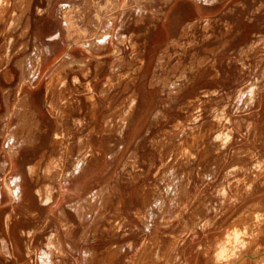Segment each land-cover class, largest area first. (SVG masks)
<instances>
[{
	"label": "rangeland",
	"instance_id": "rangeland-1",
	"mask_svg": "<svg viewBox=\"0 0 264 264\" xmlns=\"http://www.w3.org/2000/svg\"><path fill=\"white\" fill-rule=\"evenodd\" d=\"M85 1L88 2L86 3ZM212 1L213 7H210L212 8L213 13L211 10V13L209 12L207 14H213V25L209 30V33H212V37L205 43V46L208 48L213 47V54H210L209 52L207 53V50L203 47H199L198 49L192 51L188 50L187 53H184L183 55L178 54L181 52L180 48H169L167 55L164 56V59L165 61L167 60V62L164 65L163 70H158L159 74L162 76L164 75L163 77L168 76V85L163 91L162 87L159 85H155L150 88L151 84L149 83L152 81L151 76L155 68V62L163 45L166 44L170 37H175L177 35V30H179L182 22L185 23L196 18L197 15L194 12L190 11V13L188 12L186 15H183L181 18L182 22L180 21L181 25L180 22L177 23L178 25L175 26L176 29L169 28L171 29L169 32L163 30L161 37L154 42L153 39H150V36L154 32L163 28L161 11L165 8L167 3H162V0H135L134 4L131 5L132 7L129 6L125 9L121 8L118 9L117 12V9L115 8L119 5V3L115 4L112 0H96V2L93 1V3H90L91 0H52L50 8L42 14L37 11L38 9H46V0H12V5H10L11 8L5 16L6 20L0 23V29L5 31V36L8 40H10L6 43L5 37L3 35L1 36L0 52L5 46H9L10 51L19 46L21 40L17 36V31L10 32V22L20 9L25 10L27 8L28 3L30 4V8L27 11V16L30 20L31 29L30 34L27 37L26 49L23 48L19 53L9 58L8 68L12 70L14 74L13 80L8 83L3 81L2 72H0V88L3 87L10 90L9 104L10 106L13 105L11 106L12 109L14 108L13 103L16 102V97H20L30 89L37 92L36 95L38 96V105L40 106V110L44 111L39 112L43 122L47 124L49 128V135L45 140V144L50 142L45 148L48 149L47 151L49 153L52 150L50 145L53 137L54 121L52 115L48 112L46 105V73L48 68L56 62L58 58L60 59L63 56L68 49L66 46H68L71 38L79 41V43H77V47L80 50L77 53H74L75 56H78L77 58L87 57V59H92L94 58L92 54L95 56L98 55L97 57L102 59L104 64L97 76L95 75L96 72L94 70L95 62L91 64V72L87 76L77 73V66L72 65V69L69 70L70 72L68 71L69 76L67 75L66 77V81L69 83L71 88L70 93H67L66 95L67 97H72L73 103L71 102L65 104L66 101L63 100L65 102H59L58 105L63 106L65 104L68 112L71 110V112H69L70 116L78 119V125L77 123L74 124L72 122V117L71 119L69 117V120L66 121L69 126V134L72 135L75 148L74 154L66 166L68 169H66V175L68 178L66 179L65 186L61 189L63 194H66L67 192L69 196L66 195V199L61 202L58 208H55L53 205L54 201H56L59 196L57 192V184L50 181L52 179V174H50L47 178L43 177L45 179H42V165H40L37 176H34V179H30L26 173L25 165L32 163L31 161L35 160V157H37L40 153L42 146L38 145V147H35V151H32L30 156L26 158L22 167H19L17 164L12 168V170L11 168H7L5 171L0 169V187L3 186L2 181L4 177H7L8 179L10 177H14L17 183L23 181L22 178L24 177V181L27 182L28 185V193L26 196L29 201L23 204V209L36 213V217H30V219H28L23 214L24 210L17 207L20 201H16V204H11L8 197H4L2 199V203L0 204V238L7 237L1 223L8 211L15 206V208H17L16 212L19 213L22 218L19 222H16L13 231V236L17 241L19 250H16L14 255L7 258L2 257L0 254V264H40L38 253L42 248H47L46 239H48L47 237L51 235L50 233L58 232V230L64 244L71 245V249L67 247L68 254L65 255V258L63 257L65 259V264H104L102 259L104 256L109 254V251L107 250L108 247H115L120 253L119 259L115 261V263L111 264H141L142 259L139 257L141 252H146L144 263L142 264H164L165 262H163L162 258L165 257V249H163L162 246L165 247V245L168 244L169 234L174 233L179 235L181 240H184V242L182 241L183 243L180 245V250H182L189 239L184 238V236H186V231H182L181 225L182 222H187L192 225V213L194 212H197L195 218L199 224L197 225V231L201 234L198 239L199 243L193 250L194 256H198L199 259L195 261V264H238V259H241L243 256L246 264H262L261 262L264 264V194L262 196V193H264V176L262 175H264V173H260L262 171L264 172V7L255 11L257 6L264 3V0ZM138 2L139 4L141 2L142 3L139 5L137 4ZM189 2L192 3V0H189ZM85 3L87 5H85ZM20 5L23 7L18 8L17 6ZM98 7L101 8V11ZM76 8L78 11L74 10ZM84 8H90L91 13L93 15L96 14V17L99 20L96 23L97 32L94 35L90 33L92 32L91 25L79 18H76L79 12L84 10ZM73 10L77 13L75 17L72 14ZM0 11H2L1 8ZM69 11L71 12L69 13ZM139 13H142L144 23L134 21L137 18L135 15ZM71 14L72 16H70ZM64 16H67L68 19ZM120 19L123 20L120 21ZM7 21L10 24H8L5 28ZM107 21L109 22L107 23ZM66 23L69 24V27L64 25ZM106 23V28H108L106 33L108 32L107 34L109 36V42L106 45L107 47L100 51H92V53L85 51L80 45V42L87 43L91 38H98L100 34H104ZM101 24L104 27H102ZM228 24L233 27H231L229 31L227 29ZM59 29L62 31H60V33L63 40L61 37V40H57L58 45L50 44L51 40H49V38L55 35ZM131 33L138 34L137 37L135 36L133 38V41L136 42L139 50L142 49L141 51L143 53L146 52L145 56L148 68L147 75L145 77H138L140 73L138 70H135L137 67L136 65H127V63L131 61V42L128 40L124 44H120L117 41V37H119V35H129ZM192 34V37H196L198 40L200 38L199 42L201 41V43H203V36L205 33L200 26L195 27L192 30ZM37 38H41L45 41L42 43ZM188 39L189 37L183 39L182 41L186 42ZM2 44L4 47L1 46ZM249 44H254L253 46L255 47L251 52L246 53L240 60L242 48H246ZM38 45L41 47L42 51H44L42 54V62L39 67L41 74L37 80H34V87L31 88L27 86L21 94H18L16 84L21 71L19 66L16 64H21V67L25 65L23 66L24 68L28 67V65L34 61L33 49ZM113 45H119L120 48L122 47V50L119 52L117 57L120 56L121 58H124L127 66L124 64L119 69L120 71L118 73L121 75L124 74L123 76L125 77L121 79L120 83L116 85L115 88H112L105 99L99 94V89L106 75L110 73L108 68L109 61L111 62L114 58H112V56L105 57L106 55L104 54L112 51ZM52 46L53 48H51ZM63 51L64 53H62ZM195 51L199 56H209L208 62L198 71L196 79L192 80L191 78L190 81L189 78L190 76L193 77V72H188V81L186 83L184 81L181 82V84L185 83L184 92L179 94L176 99L167 101V88L170 87L172 82L177 81L176 75L179 72L177 70L173 72L171 67L174 63L178 62H181V65L189 63L192 53ZM174 52L177 53L175 54ZM44 56H46V58ZM74 76H78V81L74 82ZM136 77L137 79H134L133 82L132 79ZM189 81L190 83H188ZM136 83L149 87H147L149 90L148 97L150 98L148 100V104L153 105V108L149 111V113L144 114L145 122L142 125L141 130L138 132V135L132 141H130L131 139L129 140V132L125 133L124 136H118V138H107V136L99 137V133L104 125L102 119H116L118 117L119 112L121 111L119 106L123 108L122 106H124L123 103L126 99L125 97L129 95V91H132V89L135 88L134 86H136ZM132 85L133 88L131 87ZM90 86H93L96 89V101L100 103L96 119H90L91 113L89 102L85 100V91L87 87ZM122 86H125L124 92ZM126 87L127 89L125 90ZM250 87L254 88V95L250 94ZM144 91L145 89L142 90V92ZM16 93L20 96H16ZM66 95L62 97V99L65 98ZM196 96H198V98L195 100L194 97ZM248 96L251 97L248 98ZM240 97H242V99ZM0 100V113H3L5 110L4 96L1 91ZM196 109H199V111ZM159 110L163 112L162 116L156 118V120H151L154 116H156L155 112ZM195 114L196 116H194ZM33 116L34 115L31 114V119L27 123H31L34 118ZM141 117L142 107L137 104L136 116L131 125L132 128L138 123ZM219 117H221L220 121H218ZM188 120H191L192 124H201L203 122L204 124L202 125L203 127L202 130L200 129V132H204L207 137L201 140L200 144L196 146V148L198 147V150L196 148L194 149V158L192 156L191 160L188 163L186 162V165L182 160L183 164L180 166H184L180 167L176 165V163H173L172 165L170 162H174V159H176V152L168 154L171 149L169 148V145H164V155H162L163 158H160L159 152L155 146L152 145V142H159L161 138L162 141L170 139L175 135V129L178 125L186 126L189 123ZM17 121L18 120L13 117L9 128L11 129L13 125L18 123ZM23 121L26 120L24 119ZM79 123L81 124L79 125ZM228 133L229 136L227 135ZM167 134H170L171 137ZM220 134L226 135L228 138L222 135V137L217 140L215 137L217 135L220 136ZM80 137L83 139L90 137V140L94 144H98L97 142H100L101 140H104L105 142L102 150H100L101 154L98 155V158L96 159L94 157L92 163H90L93 167L86 163L88 169L84 167V169H86V172L84 173L79 168L75 172L72 164V160L76 158L77 140ZM3 144L4 137L0 135V162L4 160ZM131 152H134L137 155V160L135 157L129 156L131 155ZM166 154H168L169 157H167ZM47 155L49 154H46L44 159L49 158ZM57 157L58 156L56 155V158ZM184 157L185 156H183V159ZM95 161L99 167L96 168L101 179L99 177H91L92 175H97V173L96 175L93 173L96 166ZM15 162H17V160H15ZM105 162L107 163L105 164ZM175 162H177V160ZM134 164H136V166H134ZM257 170L259 172H257ZM20 174L22 178L20 177ZM254 174L258 175L254 176ZM130 177H135L136 180L130 181ZM249 178H257V180H259L252 185L250 195L248 196V193L246 191L244 192L243 186H245V184L247 185ZM237 179L240 181L245 179L243 182L241 181L242 184L246 182L243 184V188L241 190V194L244 197V201L242 202L239 200L237 201V198H235L236 194L234 195V193L230 190L231 181L233 182L234 180L236 182ZM49 183L50 185H48V187L51 186L49 187L51 200L48 201V203H45L46 205L39 204L38 195L35 192L37 186L39 187ZM106 183L110 186L111 190H113V186H116V188L120 190L118 197L112 196L109 203L102 207L103 209L96 208L99 206L98 201V203L95 202L92 204L90 206L91 208L88 206L91 210L87 208L85 213L81 216V219L77 218L73 212L67 210V222L65 221L63 224H59L56 215L59 214V209L62 210L67 208L68 205H65L66 202L80 198L83 199L89 195L90 192H95L99 189V187H101V185L103 186ZM77 187H80L78 192L75 191L78 190L76 189ZM20 190L21 189H19V191ZM143 195H145V199ZM229 197H232L233 200L231 198L229 199ZM118 201H121L122 203L120 205V209L116 210L115 207L117 205L119 206ZM27 205H30V207ZM205 205L207 206V209H205ZM225 207H230V209L226 210ZM2 208L4 210H2ZM50 211H53L54 214ZM97 213L99 214L97 215ZM49 214H51L53 218H51L48 227L42 235L36 238L33 245L34 251L31 255H28L25 252L24 234H26L28 230L37 227L43 218ZM82 217H85V219H83L86 220L87 223L82 219ZM119 217L125 218L124 226L113 233V224L119 219ZM205 221H212L211 224L208 225V230L205 232L207 237L202 236L203 233L200 229V225L204 224ZM235 221L238 222L237 224L239 226L241 224L242 225L238 227L237 224H235ZM66 223L72 224L73 227L68 234H65L63 230H61L64 226H67ZM235 227L240 229L239 242L235 244H226V241L224 240L217 242L216 233L224 228L225 231H228L229 229V231H231ZM205 240H207V244L204 243ZM197 250H199V252ZM214 250L215 252H220L219 254L221 255L217 260L214 258ZM156 251L161 253L159 257L162 255V258L160 257L162 261L160 260V262L159 257L157 256L159 253ZM191 264H194V262Z\"/></svg>",
	"mask_w": 264,
	"mask_h": 264
},
{
	"label": "bare ground",
	"instance_id": "bare-ground-1",
	"mask_svg": "<svg viewBox=\"0 0 264 264\" xmlns=\"http://www.w3.org/2000/svg\"><path fill=\"white\" fill-rule=\"evenodd\" d=\"M19 1H21V0H19ZM93 1L96 2V0H91L90 3H93ZM134 1L135 0H112V2L115 3V4L119 3V5L115 8V9H117L116 12L118 11V9H121V8L125 9L126 7H129V6L133 5ZM11 2H12V0H0V5H1L0 8L2 10V11H0V23L4 22L6 20L5 16H6L8 10L11 8V6H10V5H12ZM46 2H47L46 9H44V10L38 9L37 12H40L42 14V13L46 12L48 8H50V5L52 4L51 3L52 0H46ZM86 3H85V5H87ZM162 3H167L166 6H165L166 9L163 8L162 11H161L162 12L161 21H162V24H163V28H161L159 31L154 32L150 36V39H153L154 42L157 41L161 37V35L163 33V30L169 32V30H171L169 28H175V26L178 25L177 23H179L181 21V18L183 17V15H186L188 12L190 13V11L194 12L197 15L195 19H192V20L187 21L185 23H183L181 21L182 25H181V22H180L181 26L179 27V30H177L178 31L177 35L175 37H170L168 39V41L166 42V44L163 45V47L161 48L160 54H159V56H158V58H157V60L155 62V68L153 70V74L151 76V78H152L151 80L152 81L149 84H151L150 88L152 86L154 87L155 85H159V86L162 87V90L164 91V88L167 87V85H168V83H167L168 82V76L163 77L164 75L162 76L161 74H159L158 70L159 69L163 70V67H164V65L167 62V60L165 61L164 56L167 55V52H168L169 48H171V47L180 48L181 52L178 51L179 52L178 54L183 55L184 53H187L188 50L192 51V50L198 49L199 47H203L205 50H207L206 51L207 53L209 52L210 54H213V47L212 48H208V47L205 46V43L208 42L210 40V38L212 37V33H209V30H210V28L213 25L212 24L213 23V14L212 15L211 14L207 15V14L212 10V8L210 6L213 7V1L212 0H192V3H191V2H189V0H166V2H165V0H162ZM17 4H19V3H17ZM137 4H139V2ZM21 5L17 6V7L18 8H22L23 6L21 7ZM25 5H26V3H25ZM27 5H28L27 8L25 10H21L20 9L19 12L14 15L12 21L10 22L11 23L10 32L11 31H17V36L21 40V41L18 40V41H20L19 46L15 47V49L10 51L9 46L8 47H6V46L4 47L3 44L1 45V46L4 47V49H2L1 52H0V72H2L3 81H5L7 83L9 81H12L13 78H14V74H13L12 70H10L8 68L9 58H11L13 55L19 53L20 50H22L23 48L26 49L25 47L27 46V37L30 34V29H31L30 28L31 27L30 20H29V18L27 16L28 15L27 11L30 8L29 7L30 4L28 3ZM187 6H189L191 9L189 7H187ZM87 7H89V6H87ZM263 7H264V3H261L259 6L256 7L255 11H258V10H260ZM63 8L65 9L64 6H63ZM98 8H100V7H98ZM206 8H209V9H206ZM74 10H77V8L74 9ZM74 10L72 11L73 12L72 14L75 17V15L77 13ZM99 10L101 11V8ZM121 11H123V10H121ZM131 11H132V9H131ZM70 12L71 11H69V13ZM106 12H107V10H106ZM128 12H130V11H128ZM66 13H67V11H66ZM122 13H124V12H122ZM122 13H121V15H122ZM212 13H213V10H212ZM62 14H63V12H62ZM72 14L70 16H72ZM91 14L92 13H91V9L90 8H87V9L84 8V10L79 12V14L77 15L76 18H79L80 20H83V21L87 22L89 25H91L92 26L91 27L92 32H90V33H92V35H94L97 32L96 31V29H97L96 23L99 20L96 17V14H94L95 16L93 14L92 15ZM67 15H69V14H67ZM135 16L137 18L134 21L139 22V23H144V18H143L142 13L136 14ZM65 18L68 19L67 16ZM108 18H106V19H108ZM157 18H159V17H157ZM122 20L120 19V21H122ZM70 22H71V20H70ZM108 22L109 21H107V23ZM10 23H8V21H7V23L5 24V28ZM107 23L105 25V33L104 34H100L98 38H94V37L91 38L90 41L87 42V43H84V42L81 43L80 42V45L82 46V48H84L85 51H87L88 53H92V51H100V50H102V49L107 47L106 45L109 42V39H108L109 36L107 34L108 32L106 33V31L108 29V28H106L107 27ZM60 24H62V23H60ZM64 25L66 27H69V24H67V23L64 24ZM12 26H13V28H12ZM197 26H200V28H202L203 32L205 33L204 36H203V43H201V41L199 42L200 38L198 40L196 37H192V35H193L192 34V30L195 27H197ZM102 27H104V26L102 25ZM231 27H232L231 25H229V24L227 25L228 31L231 29ZM61 29H62V26H61ZM61 29H59L58 32L55 35H53L51 38H49V40H51L50 44H57V40H59V39L61 40V37H62V35L60 33ZM91 29H90V31H91ZM101 31H103V30H101ZM2 35L5 37L6 43H7L10 39L8 40L7 37L5 36V31L0 29V38H1ZM114 36H112V37H114ZM135 36L137 37L138 34L137 33H131L129 35L121 34V35H119V37H117V41L120 44H124L128 40L131 42V50H132V55L130 57L131 61H129L127 63V65H129V66L130 65H132V66L136 65L137 67H136L135 70L139 71L140 74L138 75V77L140 78V76L145 77L147 75L148 65H147V59H146V56H145L146 52L143 53L141 51L142 49L139 50L138 49V45L136 44V42L133 41V38ZM78 37H79V35H78ZM188 37H189V39L186 42L182 41L183 39L188 38ZM86 38H88V37H86ZM38 40L40 42H42V43H43V41H45V40H42L41 38H39ZM62 40H63V37H62ZM77 43H79L78 40L71 38L70 42L68 43V46H66V47H68L66 52L65 53H64V51L62 52V53H64L63 56L60 54L62 57L60 59L58 58L56 60V62H54L48 68L47 73H46L47 74V77H46L47 78V84H46L47 103H46V105H47V110L52 115L53 121H54V131H53V134H52L53 137H52V141H51V145H50L52 150H51L50 153L47 151L48 149H45L46 145L47 144L49 145V143H50V142H48V143L45 144V140L48 138V135H49V133H48L49 128H48V125L45 124L43 122L42 118H41V114H40L39 111L42 112L43 110H40V106L38 105V98H37L38 96L36 95L37 92L35 90H31L30 89V90H27L26 93L22 94L21 96L18 95V94H21V92H23L25 90V87H27V86L31 87V88L34 87V82H35L34 80H37L39 78L40 74H41L39 67H40V64L42 62V54H43L44 51H42V49H41V47L39 45L34 47V49H33V51H34V61H32L30 63V65H28V61H27L28 67L24 68L23 66H25V65H23L21 67V64L20 65H19V63L16 64V65L19 66L21 72L19 74V79H18V82L16 84V87L18 89V94L16 93L15 95L16 96L18 95L20 97H16V102L13 103L14 104V108L13 109L11 108V106H13V105L10 106V104H9V94H10L9 92H10V90L7 89V88H3V87L0 88V91L2 92V94L4 96V109H5L3 113H0V135L4 137V144H5V145L3 144L4 160L1 159L2 161L0 162V169L2 171H5L7 168H11V170H12V168L15 167L17 164L19 165V167H22V164H24V161L26 160V158L30 156L32 151H35L34 150L35 147H38V145L42 146V149H41L40 153L38 154V156L35 157V160L31 161L32 163H29V164L25 165L26 173H27L28 177H30V179H34V176L35 177L37 176V173H38V170L40 168V165H42V169H41L42 170V175H43L42 179H45L43 177L47 178L48 176H50V174H52V179L50 181H53L55 184H57V186H58L57 192H58V196H59L56 199V201H54L53 205L55 206V208H58V206L61 204V202L66 199V195L69 196L67 194V192H66V194H63L61 189H62L63 186H65L66 179L68 178L67 175H66V173H67L66 171L68 170L66 168V166H67V163L71 160V157L74 154V148H75V144H74V141L72 139V135L69 134V130H70L69 126L66 123V121L69 120L68 118L70 117V119H71L72 116H70V114H69V112H71V110H69V112H68V110L66 109V105L65 104L66 103H71L72 100H73L72 97H70V96L67 97V95H66L67 93H70V90H71V88L69 86V83L66 81V77L69 74L68 71L72 69V65H76L77 66V71H78L77 73H80L83 76H87L91 72V70H90L91 69V67H90L91 64L93 62H95L94 63V66H95L94 70L96 72L95 75L97 76V74L100 72V70L102 69V66L104 64V61H102V59L97 57L98 55L95 56V55L92 54V56L94 57L92 59L91 58L87 59V57L77 58L78 56L74 55V53H77L80 50L77 47ZM253 45L254 44H249V45L246 46V48H242L241 53H240V60L244 57V55L246 53H249V52H251L253 50V48L255 47ZM51 48H53V46ZM121 48H120L119 45H113V50L108 52L107 54H104V55H106L105 57H111L112 56V58H114L111 62L109 61L108 68L110 70V73L108 75H106V77L103 80L102 85H101V87L99 89V94L105 99H106L108 93H110V91L112 90V88H115V86L120 83L121 79H123L125 77V76H123L124 74L121 75L120 73H118L120 71L119 69L126 63L124 58H121L120 56L117 57L119 52L122 50ZM150 53H152V52H150ZM99 55H102V54H99ZM172 55H173V53H172ZM168 56H170V55H168ZM44 57L46 58V56H44ZM30 59H31V57H30ZM208 60H209V56H199L197 54V52L195 51V52L192 53V57H191V60H190L189 63L182 64V65H181V62L174 63L175 65L173 64V66L171 67L173 72L176 71V70L179 71V72L176 75L177 76L176 77L177 81L172 82L170 84V87L167 88L168 89V92H166L167 93L166 94L167 95V98H166L167 101L176 99L179 94L184 92L185 83L188 81L187 73L188 72H190V73L193 72V77L190 76V78H189L190 81H191V78H192V80L196 79L198 71L202 67H204L206 65ZM29 62H30V60H29ZM180 65H181V69H180ZM126 74H127V72H126ZM134 79L136 80L137 77L132 79L133 82H134ZM73 80H74V82L78 81V76H74ZM182 81H184L185 83L181 84ZM190 81L188 83H190ZM136 82H138V81H136ZM93 86L92 87L91 86L87 87V89L85 91V96L87 98V99L85 98V100H87L89 102V106H90V113H91L90 114L91 117L89 116L90 119H96V115H97V112H98L99 107H100L99 106L100 103H98L96 101V97L97 96L95 97V94H97V91H96V89ZM136 86H134L135 87L134 89H132L133 85L131 86L132 87L131 88L132 91H129L130 92L129 95L127 97H125L126 99H125V101L123 103L124 104V106H122L123 108H121V106H119L121 111L119 110L120 112H119V115H118V117L116 119L115 118L114 119H112V118L102 119L103 120L102 122H104L103 123L104 125L102 127V130L99 133L100 134L99 137H104V136L106 137L107 136V138H109V137L118 138V136H120V135L124 136L125 133L129 132V140L131 139L130 141H132L138 135V132L141 130V127H142V125L145 122V118H144L145 115L144 114L149 113V111L153 108V105H149L148 104V100L150 99L148 97L149 96L148 95V91L149 90L147 89L148 86L146 87L145 85L138 84V83H136ZM124 87H123V92H124ZM126 89H127V87L125 88V90ZM143 89H145L144 92H142ZM249 89L251 90V91L249 90V92H251L250 94L254 95V93H255L254 88L250 87ZM246 94H247V92H246ZM65 95H66V97L62 99V97H64ZM124 96H125V94H124ZM249 97H251V96H248V98ZM197 98H198V96L194 97L195 100ZM240 98L242 99V97H240ZM2 99H3V97H2ZM63 100H65L66 102L63 101ZM59 102H65V104L63 106H60V105H58ZM137 104L141 105V107H142V117L140 118L138 123L132 128L131 125H132V122H133V120L135 119V116H136ZM109 105H110V103H109ZM197 105H199V104H197ZM0 107H1V103H0ZM196 110L199 111V109H196ZM193 112H194V110H193ZM155 113H156V116H154V118L152 117L153 119H151V120H156V118L161 117L162 114H163V112L161 110H159V111H157ZM155 113H154V115H155ZM31 114L34 115L33 116L34 118L31 121V123L29 124L27 122L31 119ZM194 116H196V114ZM13 117H15V119L18 120L17 121L18 123L13 125L12 128L10 129L9 127H10V124L12 122V118ZM220 118L221 117H219L218 121H220ZM24 119L26 121H23ZM146 119H147V117H146ZM213 120H214V118H213ZM215 120H216V118H215ZM72 122L74 124L77 123V125H78V119L76 117L75 118L72 117ZM80 124L81 123H79V125ZM203 124H204L203 122L201 124H192L191 120H190L189 123L186 126L178 125V127L175 129L176 131L173 129L176 132V133L173 132V133H175L174 136L171 137L172 133H171V135L167 134V135H169L171 137L170 139H165V141H162L161 140L162 138H161L160 141L158 140L159 142H157V141L152 142V145L155 146V148L158 150L160 158L162 157V155H164L165 146L169 145V148L171 150L168 152V154L176 152L175 153L176 154V159H174V157H175L174 156L173 157L174 162H170V163L172 165H173V163H176V165L180 166L181 164H183L185 162V165H186V162L188 163L191 160V157L195 154V152H193V151L196 148V146H198L200 144L201 140H203L205 137H207V135L204 134V132L203 133L200 132L202 130V127H203L202 125ZM211 126H212V124H211ZM208 128H209V126H208ZM206 130L209 131L208 129H206ZM222 135L221 134H220V136L217 135L218 138H217V136L215 138L218 140L220 137H222ZM227 135L229 136V133ZM223 136H226V135H223ZM228 136H226V137L228 138ZM165 137H167V136H165ZM77 141H78L77 154H76V158L72 160V164H73L75 172L79 168L84 173V172H86V169H88V166L86 165V163H88L89 166L93 167V165L90 164V163H92L94 157L96 159V158H98L97 156L101 154L100 150H102V147H103L105 142H104V140L103 141L101 140L100 142H97L98 144H94L90 140V137H87L86 139H83V138L80 137ZM46 154H49V155H47V156H49L48 159H44ZM168 154H166L167 157H169ZM56 155L58 156L57 158H56ZM196 155H197V153H196ZM129 156L135 157L136 160L138 158L137 155L134 152H131V155H129ZM183 156H185L184 159H183ZM180 158H182V159H180ZM193 158H194V156H193ZM15 160H17V162H15ZM176 160H177V162H175ZM181 160L183 161V163H182ZM96 161H95V164H96ZM170 161H172V160H170ZM42 162H43V164H42ZM106 163L107 162H105V164ZM134 166H136V164H134ZM182 166H184V165H182ZM182 166H180V167H182ZM84 167H86V169H84ZM96 167L99 168L98 165L96 164L93 173H95V175L97 173V175L96 176L92 175L91 177H94V178H98L99 177L98 170H97ZM260 168H261V166H260ZM164 170L167 171L166 169H164ZM257 172H259V171L257 170ZM260 173H264V172L262 171ZM255 175L256 174H254V176ZM13 176H16V175H13ZM262 176H264V175H262ZM20 177L22 178L21 174H20ZM75 177H77V176H75ZM114 177H115V175H114ZM39 179H40V177H39ZM22 180L23 181L18 182V183L15 181L14 177H10L9 179L7 177H4L3 181L1 180L3 182L2 183L3 186L0 187V199H1L0 204L2 203V199L4 197L5 198L8 197V199H9L11 204L15 203L16 201H20L19 204L17 205V207H20L22 209L24 208L23 204H25L27 201H29V199L26 196L27 193H28L27 182L24 181L25 180L24 177L22 178ZM133 180H136V178L135 177H130V181H133ZM244 180H241V181L243 182ZM258 180H257V178L256 179H250L249 178V181H248L247 185L245 184V186H243V184L246 183V182H244L242 184L239 179H237L236 182L233 180V182L231 181V183H230V190L234 193V195L236 194L235 198H237V201L239 200L240 202H242V201H244V197L241 194L242 188L244 187V192L246 191L248 193L247 195L249 196L250 195V189L252 188V185L255 182H258ZM48 185H50V183L46 184V185H41L39 187L37 186V189H36L35 192L38 195V203L39 204L43 205L45 203H48V201L51 200V192H50V189H49V187H51V186L48 187ZM19 189H21V190L19 191ZM76 189H78V190H75V191L78 192L80 190V187L79 188L77 187ZM222 190H224V189H222ZM119 191L120 190L118 188H116V186H113V190H111L110 186H108L107 183L104 184L103 186L101 185V187H99V189H97L95 192L92 191L93 193H91L89 191L90 194L87 195L83 199L80 198V199H77V200L75 199V200L66 202L65 205L66 204L68 205L67 208L66 209H62V210L59 209L58 210L59 214L56 215V218H57L59 224H63L66 221V217L68 216L67 210H69L70 212H73L77 216V218L81 219V216L85 213V210L88 208V206L90 207L92 204H94L95 202L98 201L99 203L98 202L97 203L99 204V206L96 207V208L101 209L102 207H104L106 204L109 203V201H110L112 196L118 197ZM214 191H218V190H214ZM212 193H213V191H212ZM263 194L264 193H262V196H263ZM143 196H144V199H145V195H143ZM230 198L233 200L232 197H229V199ZM121 203H122L121 201H118L119 206L117 205L115 207L116 210L120 209ZM237 205H238V203H237ZM28 207H30V205ZM199 208H200V206H199ZM16 209L17 208H15V206H14L10 211H8L6 213V215L4 216L3 221L1 223V225H3V230L6 233L7 237L6 238L5 237L0 238V254H1L2 257H5V258L11 257L12 255H14V252L16 250L17 251L19 250V246L17 244V241L15 240V237L13 236V231H14V225L16 224V222H19L22 217H21V215L19 213L16 212L17 211ZM205 209H207L206 205H205ZM225 209L229 210L230 207H225ZM2 210H4V209L2 208ZM23 210H24L23 214L28 219H30V217H32V218L36 217V213L35 212H30V211H28L26 209H23ZM53 210H54V207H53ZM89 210H91V209H89ZM50 212L53 213V211H50ZM95 212H96V210H95ZM2 213H4V212H2ZM98 214L99 213H97V215ZM255 214H256V212H255ZM196 215H197V212L192 213V218H193V220H191L192 221V225H190L187 222H182V225H181L182 231L183 230L186 231V236H184V238L185 239H189L187 243L185 242L186 244L184 243L185 245L182 248V250H180V245H181V243L184 242V240H181L179 238V235H177V234H174V233H170L169 234V236H168V240H169L168 244L165 245V247L162 246L163 249H165L164 250V256L165 257L162 258V255L160 256L163 259V262H165L164 264H171V263L172 264H176V263L191 264L192 262H194V264H195V261H197L198 256H194L193 250L195 249V246L199 243L198 239L201 236V234L199 233V231H197V225H199V224H198V221H196V218H195ZM51 218H53L51 216V214L46 215L43 218V220L41 221V223L39 225H37V227L28 230L26 232V234H24L25 235L24 246H25V250H26L25 252L28 255H31L32 252L34 251L33 250V245H34V242H35L36 238H38L39 236L42 235V233L48 227V224H49ZM83 218L85 219V217H82V219ZM91 219H93V218H91ZM124 219H125L124 217H121V218L119 217V219L116 220V222H114L113 227H112V232L113 233H115L114 231H117V230L121 229L124 226ZM84 221L86 222V220H84ZM212 221H207V222L205 221L204 224L200 225V227H201L200 229H201V231L203 233L202 236H206L205 232L208 230V228H209L208 225H210ZM254 222H256V221H254ZM237 223L238 222H236L235 224H237ZM233 224H231V225H233ZM235 224H234V226H235ZM245 225H246V223H245ZM237 226L240 227L238 224H237ZM72 228H73L72 224L68 223L67 226H64L61 230H63V232L65 234H68V233H70ZM229 230L225 231V228H224L221 231H219L218 233H216L217 234V236H216L217 237L216 238L217 242H220V240L226 241V244L227 243H230V244L234 243L235 244V243L239 242L240 241L239 240L240 239V229L235 227V228H233V230H231V231H229ZM15 233H14V235H15ZM52 233H50L51 235L49 237H47L48 239H46L47 240V248H42L40 250V252L38 253L39 263L40 264H65L64 263V260H65L64 258H65V255L68 254L67 253L68 252L67 247L69 249H71V245L70 244H64V242L62 240V237L60 236L59 230H58V232H55L53 234ZM242 234H243V232H242ZM68 236H70V235H68ZM22 238H23V236H22ZM205 241H204V243L207 244L208 243L207 240H205ZM107 250L109 251V254L103 257V259H102L103 263L104 264L115 263V261H117L119 259V257H120L119 256L120 253L118 252L117 248L108 247ZM148 250H150V249H148ZM155 250H156V248H155ZM158 251H159V249H158ZM158 251H156V252H158ZM197 251L199 252V250H197ZM197 251H195V252H197ZM145 253L146 252H141V254L139 256L140 259H142L141 264L144 263ZM219 253L215 252V250H214V258H215V260L220 258L221 255ZM160 254L161 253H159L157 256L159 257ZM201 254H202V252H201ZM160 257H159V262H160V260L162 261V259ZM54 258H56V259H54ZM207 258H208V255H207ZM243 258H244V256L241 259H238V261H239L238 264H246L244 262ZM19 259H20V257H19ZM212 259H213V257H212ZM263 260H264V258H263ZM157 261H158V259H157ZM17 262H18V257H17ZM212 263H214V262H212ZM215 263H216V261H215ZM261 263L263 264V262H261ZM218 264H220V263H218Z\"/></svg>",
	"mask_w": 264,
	"mask_h": 264
}]
</instances>
